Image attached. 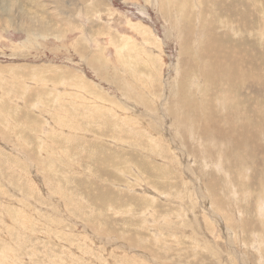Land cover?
Here are the masks:
<instances>
[{
	"label": "rangeland",
	"instance_id": "rangeland-1",
	"mask_svg": "<svg viewBox=\"0 0 264 264\" xmlns=\"http://www.w3.org/2000/svg\"><path fill=\"white\" fill-rule=\"evenodd\" d=\"M200 8L0 0V264H264V31L211 82Z\"/></svg>",
	"mask_w": 264,
	"mask_h": 264
},
{
	"label": "bare ground",
	"instance_id": "bare-ground-1",
	"mask_svg": "<svg viewBox=\"0 0 264 264\" xmlns=\"http://www.w3.org/2000/svg\"><path fill=\"white\" fill-rule=\"evenodd\" d=\"M198 1H200V3L198 4ZM253 3V9L255 10V13L252 17L253 22L249 21V18L247 15H241V14H237V13H233V11L230 8V4H226V6L224 7H218V2L217 0H196L197 5L202 6V10L200 8L199 10V14L200 16H198V19L200 20L199 22L201 23L200 29L202 31L205 30V33L207 35L206 38V42L204 41V50L203 53L204 55H206L210 61L212 62L213 59H215V63L212 65L214 67V72L212 73V75L210 76V81L213 82L216 80V83L219 82V76H223L226 84L228 85V87L230 88H237L239 90H241L243 88V83L245 82V77L244 75L242 76H238L235 75L234 73H232V61L236 60V64H235V68L237 70H242L245 66H247L248 61L250 57L247 58V56L244 53H239V51L237 50H232V45L227 44V41L222 42L221 38L219 35H223L222 33H224V31L221 32H215L216 29H218L217 27L214 26V23L217 22V20L223 15V13H227V15H225L226 17L228 16V18L226 21L228 22V24H230V22H232L231 27L234 24H240L241 26H243V28L245 27H251V25L254 23V25H259V28L264 31V0H249ZM196 5V4H195ZM204 5L206 6L207 10H209V14L208 16L205 15V11H204ZM197 12V10H196ZM210 16V17H209ZM224 20V19H223ZM225 21V22H226ZM224 23V22H223ZM133 24V23H132ZM225 24V23H224ZM238 24V25H239ZM226 25V24H225ZM255 25V26H256ZM218 26V25H217ZM235 26V25H234ZM237 26V25H236ZM195 27V26H194ZM193 27V28H194ZM224 27V26H223ZM228 27V26H227ZM252 27H254L252 25ZM192 28V29H193ZM226 28V27H225ZM234 28V27H233ZM232 28V29H233ZM238 28V27H237ZM256 28V27H255ZM254 28V29H255ZM251 30V29H250ZM256 30V29H255ZM259 30V29H258ZM200 31V30H199ZM254 31V30H253ZM190 32V31H189ZM192 32V31H191ZM237 32V31H236ZM235 32V33H236ZM238 32H240V30L238 29ZM261 32V31H260ZM199 33V32H198ZM264 33V32H263ZM200 34V33H199ZM260 34V33H259ZM224 35H228V32H225ZM263 35V34H262ZM189 38V37H188ZM188 40V39H187ZM190 42V41H189ZM201 41L199 40L198 43H200ZM213 42H216L219 44V47L216 48V46L214 45ZM119 51V50H118ZM239 55V56H236ZM252 71V70H251ZM210 74V73H209ZM194 79L191 80L190 83V91L193 92V94H195L194 90H191L194 86H198L200 88H203L204 85L200 84L201 80L198 76H196V74L194 75ZM205 83V81H204ZM217 87V86H216ZM177 94H183L180 89H178V91H176ZM196 95V94H195ZM179 100V98L175 101L177 102ZM191 102V100L189 101ZM223 103V102H222ZM196 104H201L204 108L206 107L208 110L211 109V101H210V97H208L207 95V102L206 103H200L198 101V103ZM110 110V109H108ZM215 114L214 111H209V113L206 115L207 117H210L213 120H216L213 115ZM222 114V113H221ZM206 122L208 123V121L206 120ZM209 122H211L209 120ZM216 122V121H214ZM202 127V126H201ZM199 129V125H197V128L194 132L190 131L189 135L193 136V139L196 138V135L198 133ZM207 131V130H206ZM208 132V131H207ZM200 133V132H199ZM203 133H205V131H203ZM217 134H221V133H217ZM226 134V133H225ZM203 135V134H201ZM229 135V134H228ZM227 136V135H226ZM231 136V135H230ZM243 136V135H242ZM239 137V136H238ZM224 138V137H222ZM254 138V137H253ZM234 139V138H233ZM237 141V137L235 138ZM239 139H241L239 137ZM238 139V140H239ZM243 140V139H242ZM252 140V139H251ZM241 141V140H240ZM240 141H238L240 143ZM164 142V141H163ZM236 143V142H235ZM235 145V144H234ZM239 146V145H236ZM240 147V146H239ZM160 148V147H159ZM158 148V149H159ZM237 148V147H236ZM254 148V147H253ZM190 150V149H188ZM244 150V149H243ZM253 151V150H252ZM259 151V150H258ZM159 152V151H158ZM162 152V151H161ZM165 153V152H164ZM253 153V152H252ZM259 153V152H258ZM162 154V153H161ZM172 154V152H171ZM255 153H253L252 156H254ZM260 154V153H259ZM163 155V154H162ZM188 155V154H187ZM190 155V152H189ZM256 155V154H255ZM173 156V155H172ZM162 157V156H161ZM255 157V156H254ZM178 158V157H177ZM177 158H175V160L177 161ZM174 159V158H173ZM172 159V160H173ZM180 159V158H179ZM174 161V160H173ZM222 162V161H221ZM169 163V162H168ZM176 163V162H175ZM179 165V163H177ZM192 165V164H191ZM223 165V164H222ZM234 178V176H233ZM218 185V184H216ZM216 197V196H215ZM263 206V205H262ZM261 209V208H260ZM262 211V210H261ZM248 222V221H247ZM257 223V222H256Z\"/></svg>",
	"mask_w": 264,
	"mask_h": 264
}]
</instances>
